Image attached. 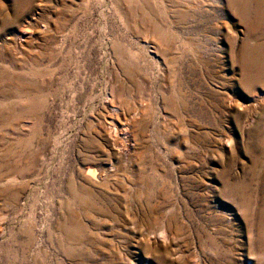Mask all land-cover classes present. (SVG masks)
Masks as SVG:
<instances>
[{
	"label": "rangeland",
	"instance_id": "obj_1",
	"mask_svg": "<svg viewBox=\"0 0 264 264\" xmlns=\"http://www.w3.org/2000/svg\"><path fill=\"white\" fill-rule=\"evenodd\" d=\"M263 96L264 0H0V264H264Z\"/></svg>",
	"mask_w": 264,
	"mask_h": 264
},
{
	"label": "bare ground",
	"instance_id": "obj_2",
	"mask_svg": "<svg viewBox=\"0 0 264 264\" xmlns=\"http://www.w3.org/2000/svg\"><path fill=\"white\" fill-rule=\"evenodd\" d=\"M120 101V100H119ZM111 102V101H110ZM253 102H255V103H257L258 102V104H262V105H264V96H263V98L260 100H257L256 98H253ZM114 105V104H113ZM147 105V104H146ZM114 107V106H113ZM117 108V107H116ZM144 108V107H143ZM142 108V109H143ZM145 110V109H144ZM143 110V111H144ZM142 111V110H141ZM136 112H139V110L138 111H136ZM135 112V113H136ZM134 113V114H135ZM145 114V113H144ZM139 117H141V114H138V117L137 116H133V117H131V119H130V121H128L127 122V120L125 121L126 123L124 124V125H122L121 126V128H118V126H117V123H116V120L115 119H113L112 118V126L110 127V129L109 130H107L106 131V134L107 135H109V136H111V137H113V138H115L116 139V137H117V133H118V131H120V132H122V134L123 133H127L128 132V130L133 126V124H135L136 122H138V119H140ZM142 119V118H141ZM143 120V119H142ZM142 120H140V121H142ZM137 135V134H136ZM119 136V135H118ZM126 137V136H125ZM123 139V138H122ZM135 139V138H134ZM228 141V140H227ZM104 175L103 174H101L100 173V171H97V173H96V177L98 178V180H103L104 179V177H103Z\"/></svg>",
	"mask_w": 264,
	"mask_h": 264
}]
</instances>
